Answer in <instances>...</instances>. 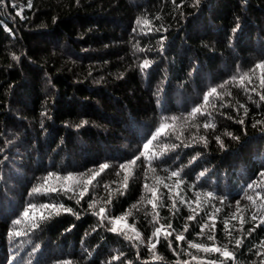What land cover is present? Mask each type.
Masks as SVG:
<instances>
[{"label":"trees","instance_id":"16d2710c","mask_svg":"<svg viewBox=\"0 0 264 264\" xmlns=\"http://www.w3.org/2000/svg\"><path fill=\"white\" fill-rule=\"evenodd\" d=\"M259 64L264 0H0V264H264Z\"/></svg>","mask_w":264,"mask_h":264},{"label":"snow or ice","instance_id":"6c2138e0","mask_svg":"<svg viewBox=\"0 0 264 264\" xmlns=\"http://www.w3.org/2000/svg\"><path fill=\"white\" fill-rule=\"evenodd\" d=\"M29 6H30V5H29ZM137 23H141V21L138 20ZM142 23H144V24H148V21H147V20H144V21H142ZM149 63H150L149 61L145 60L144 63H143V65H142V67H145V68L148 67V66H149ZM256 68L261 69L262 71H264V64H259V65L256 66ZM243 80H244V77L241 78V83H243ZM250 82H251V80L249 79V83H250ZM261 83L264 84V78H262ZM216 91H217V90H216L215 88H213V89L211 90V92H209V93L204 97L205 102H208L209 97H210L213 93H216ZM261 99L264 100V95L261 96ZM199 112H201V109H200V108H196V109L194 110V112H193V116H194L196 113H199ZM204 126H205V127H211L212 125H210V124H205ZM167 127H168L167 125H162L161 128L157 131L156 136H159V135H161L162 133H164V132L166 131ZM156 136H153L152 140H155V139H156ZM152 140H149V141L144 145V149H145L146 151H147V150L150 148V146L152 145ZM133 163H135V161H133ZM107 167H108L107 165H103V166H102V169H103V168H107ZM122 167H123V166H122ZM172 175L175 176V175H177V173L173 172ZM260 175H261L262 177H264V173H261ZM67 179H70V177L67 178ZM88 183H91V180H89ZM257 186H264V182H262L260 185H257ZM145 187L147 188L148 186L145 185ZM249 187H251V185H250ZM33 191L36 192V193H39V192L41 191V189H40V188H36V189H34ZM49 191H53V192H55V191H57V189L52 188V189H49ZM149 191L152 192V196H153V197L156 196V192H155L154 190L149 189ZM82 195H83V193H81V196H82ZM258 196H259V194H258ZM248 199L251 200L252 197H248ZM149 203H153V201H152V200H149ZM40 207H42V208H44V209H47V208H50V207L53 208V209H57V206H56V205H48V204L41 205ZM59 207L62 208L63 206L61 205V206H59ZM153 207H154V208L156 207L155 203H153ZM173 207H175V204H173ZM29 208L35 210V209H37V206H36V205H29ZM68 211H70V209H68ZM104 212H105V209H104V208H101L100 211H99V213H98V215H100L101 218H103V214H104ZM23 215H24L25 217H28L29 212H28V211H25ZM40 217H41V219L44 218V217H43V213H40ZM33 218H34V217H33ZM193 218H194V217H189V219H193ZM233 219H235V216H233ZM253 219H255V217H253ZM119 222H120L119 220H116V223H119ZM14 223H15V224H20L21 221H20V220H16V221H14ZM262 223H264V221H262ZM208 227H209V225H207V224L203 225L202 228H201V232H203L204 228H208ZM212 227H214V225H212ZM168 228H171V224H168L167 226H165V225H161L160 227H158V228L156 229L154 235L158 236V235L161 233V231L163 230V231H164V234H165V238H167V236L172 235L171 232L167 231ZM110 230H111V231H116L117 229H116V228H112V229H110ZM133 230H134V229H133ZM185 231H187V228H185ZM229 234H230V233H229ZM12 235H18V233L13 232ZM138 236H139V234L137 233V237H138ZM176 239H177V240H183V239H184V236H183V235H178V236H176ZM208 239H209V240H214L215 237L212 236V235H209V236H208ZM157 242H158V241H157ZM240 243H241V241H239V240L236 241L237 246H239ZM189 246L192 247V248H195V249H197V250H202V251H204V252H218V253H221V255H223L225 258H232V253L229 252V251L227 250V248H224V249L222 250V249L219 248V247H215V246H212V247H206V246H203V245L198 244V243H190ZM155 247H156V244H152V248L154 249ZM195 258H196V257H193V259H195ZM210 264H216V262H215V261H211Z\"/></svg>","mask_w":264,"mask_h":264},{"label":"bare ground","instance_id":"6f19581e","mask_svg":"<svg viewBox=\"0 0 264 264\" xmlns=\"http://www.w3.org/2000/svg\"><path fill=\"white\" fill-rule=\"evenodd\" d=\"M140 1V0H139ZM140 8V7H139ZM139 10V9H138ZM141 11V10H140ZM142 12H144V11H142ZM148 12V11H147ZM152 12V11H151ZM149 14V13H148ZM150 15V14H149ZM134 29H135V27H134ZM133 30V29H132ZM137 33V32H136ZM132 34V33H131ZM136 35V34H135ZM129 42V41H128ZM134 42H136V41H134ZM130 43V42H129ZM133 43V42H132ZM128 45V44H127ZM129 47V46H128ZM132 48H133V46H131Z\"/></svg>","mask_w":264,"mask_h":264}]
</instances>
